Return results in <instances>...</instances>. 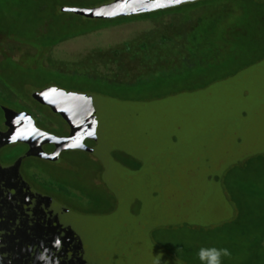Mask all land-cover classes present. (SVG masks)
Returning a JSON list of instances; mask_svg holds the SVG:
<instances>
[{"label": "rangeland", "instance_id": "rangeland-1", "mask_svg": "<svg viewBox=\"0 0 264 264\" xmlns=\"http://www.w3.org/2000/svg\"><path fill=\"white\" fill-rule=\"evenodd\" d=\"M41 1L51 18L43 26L50 37L62 34L54 25L83 13L106 17L176 5L182 14L110 26L54 48L52 65L112 77L106 80L91 81L86 74L80 84L52 74L38 78L30 73L40 67L35 58L20 65H27L25 73L5 71L17 97L2 88L0 94L32 116L0 113V124L10 130L0 134V173L7 169L0 181V211L8 219L2 227L20 223L19 213L6 205L27 198L25 185L35 192L33 202L46 198L77 217L80 244L71 253L64 249L61 261L30 250L22 252L28 259L4 263L200 264L202 247L229 249L222 264L253 257L243 229L233 222L236 201L254 213L264 210V0ZM64 7L76 15L62 12ZM0 12L21 35L29 20L46 18L35 3L0 0ZM29 27L39 31L25 34L28 44L38 46L32 39L43 29ZM199 37L206 45L197 47L214 58L206 64L195 47ZM179 67L147 87L118 91L126 86L117 81L132 83ZM247 217L252 228L256 214L243 213L242 224Z\"/></svg>", "mask_w": 264, "mask_h": 264}, {"label": "trees", "instance_id": "trees-1", "mask_svg": "<svg viewBox=\"0 0 264 264\" xmlns=\"http://www.w3.org/2000/svg\"><path fill=\"white\" fill-rule=\"evenodd\" d=\"M14 0H10V2L12 3ZM25 1V0H24ZM22 0V2H24ZM41 0H37L36 3L38 5H40ZM113 1V0H112ZM111 1V3H112ZM9 2V3H10ZM32 2L31 0H29V3ZM177 6L175 5L172 6L171 8H161V9H157V7L155 8H149V9H145V11L143 10L142 12H139L140 10H136V13L133 12H127V13H118V14H109L106 17L105 16H86L84 13L76 18L73 19H68V17H66L67 19H65V21L62 22L61 25L57 24L54 25L53 29L56 31L61 30L62 34L58 35V37H50L51 39L48 41H45L44 39H38L36 42L38 43L37 49L39 50H45L47 47H51L54 45H57L58 43H60L61 41L79 36V35H84L87 34L89 32H94L106 27H110V26H114V25H118L121 23H127V22H131L134 20H138V19H145V18H155L158 17L159 15L162 14H168V13H175V12H179L181 10H179L178 8H176ZM91 8V7H90ZM62 12L66 13V14H75V10L73 8H62ZM138 12V13H137ZM1 13V12H0ZM44 12H42L43 14ZM76 15V14H75ZM82 18V19H81ZM95 21H101L104 22L102 24H96ZM82 23V24H81ZM85 24V27L83 26ZM29 29L25 30V32H23V34H27L28 32H32L35 31V27L30 29V27H28ZM0 31H5L6 33H10V34H20L18 29H17V24H12V23H7L5 22V19L3 20L2 17H0ZM64 32V33H63ZM199 41L196 42L195 47L197 49H199V47H197V43L199 42L200 44H204L206 45V42H203V38L199 37ZM162 42H166L163 41ZM35 43V42H34ZM204 48V46H203ZM199 49L198 51L201 52V54L203 55L202 57H200V60H204L203 62L206 64L210 61H212V59H214L213 57H208L206 56L204 50ZM199 59V58H197ZM196 65V64H195ZM195 65H191V66H195ZM11 64L9 63H5L1 64L0 67H3L4 70L6 72L9 73H16V72H12L11 70ZM190 65H185V66H181L182 68H188ZM181 67L179 68H174V69H167V70H162L159 73H150L145 77H142L136 81H134L133 83H119L120 85H125L126 87H119L118 91L121 90H125L126 88L130 86L135 87L136 85L139 86H143V87H147L149 83V80L152 81L153 78H157L158 76H160L161 74L165 76H171L173 75L175 72H178L179 69H181ZM4 72V74H2L1 77H3V75L6 74V72ZM11 71V72H10ZM41 71H46L45 69H42ZM48 73L46 74H52L55 78L58 79H64L62 78L63 75H58V73H56V71H47ZM39 74H42V72H39L37 74V77L39 78ZM43 76V74H42ZM51 76V77H53ZM91 81L92 80H98L96 78L93 77H89L87 76ZM25 79H28L26 76H24ZM68 78L70 80L64 79V81H69V82H73L74 84H80L81 81L78 80V78H83L82 75L79 74H73V75H69ZM6 81V79H5ZM101 81V80H100ZM103 82V81H102ZM6 83L9 85V87H11L12 84L8 83L6 81ZM22 83H25V87L26 85L28 86L29 82H26V80H24ZM118 85V84H117ZM24 87V89H25ZM46 87H44L42 90V92L46 91L45 89ZM76 88V87H74ZM27 90H31L30 88H27ZM71 90H76V89H72ZM80 91V90H79ZM40 92V91H39ZM40 95H43L42 93H39ZM29 97H31V94H28ZM32 95L34 96V94L32 93ZM76 97V95H75ZM32 98V97H31ZM36 105H38V103H36ZM22 109V110H21ZM18 112H21V115H31V112L28 111L25 107H20L19 109H15V107H9L6 106L5 104H3L0 100V113H4L6 115H10V117H12V115H16ZM33 125L35 126H39V124L34 121ZM6 127L3 126V124H0V134H6L7 132H9V127H7V125H5ZM44 130V129H43ZM42 130V131H43ZM45 133H47V131H43ZM250 160H248L246 162V164H249ZM244 168L247 169L246 166H244ZM239 167V171L238 173H241L242 169ZM241 169V170H240ZM237 169L234 170V168L232 169V172L230 173L229 177L230 179H228V187L227 188L229 190L230 195L233 194L232 189H231V182H232V178L235 174ZM1 172V170H0ZM4 173H7V169L3 168V174L0 173V181L3 180L5 178ZM237 173V174H238ZM24 185V184H23ZM25 186V185H24ZM22 187L23 190L22 193L27 197L26 199L23 200H18L16 198L15 203L10 200L11 202L14 203V207L10 204V205H6V207L11 206L13 209H15V211L17 213H19L21 220L20 223H13L14 225L11 226V223H8V228L2 227L4 226V223L2 220H8L5 217H3V213L0 211V264H5L3 260H10L14 259L17 260L18 258H24V259H28L29 258V254H23L22 252H28L30 250H32L33 252H37V255L42 257L43 260L46 258H54L53 262L56 261H61V254L63 253V250L65 249L66 252L69 251V253L72 252L74 245L80 244V239L78 237V232L74 233V230H76L78 224V219L76 216H68L65 212L62 206L57 205V204H52L49 200H47L46 198H40L36 203L33 202L32 198L34 196V193L31 189H29V187L25 186ZM4 201L2 200V202H0V210L3 209L4 207ZM237 207H238V216L237 218L234 219V224L239 225L236 228H240L243 229L242 230V235L248 240L249 243V250H253V257H248L247 259L243 260V261H237L235 262V264H264V210H261L257 213H254L252 209H250V207L248 210H245L244 205L242 204V202L239 204V202L236 201ZM244 208V209H243ZM36 213L38 218L32 217L31 214ZM51 213H56V216L51 215ZM243 213L249 214V215H253L256 214V218L254 219V224L253 227L251 228V224L252 221L251 219H249V217H247L246 222H243L244 224L241 223L240 218L242 216ZM54 218V221L51 219ZM37 221V222H36ZM36 222V223H35ZM230 220L227 222H224L223 224L230 225ZM103 225L102 221H100L98 223V227ZM224 226V225H223ZM92 232V231H90ZM89 232V233H90ZM6 233H10V235L7 237ZM74 234L77 235V237H74ZM7 237V238H5ZM95 240V238H94ZM36 247V248H34ZM72 249V250H70ZM75 249V248H74ZM58 252H56V251ZM56 252V253H54ZM65 252V251H64ZM67 254V258L69 257L68 253ZM73 255L76 257L78 256L76 251L74 250ZM51 263V262H50ZM50 263H46V264H50ZM167 264H173L171 262H166ZM45 264V263H44ZM175 264V263H174Z\"/></svg>", "mask_w": 264, "mask_h": 264}, {"label": "flooded vegetation", "instance_id": "flooded-vegetation-1", "mask_svg": "<svg viewBox=\"0 0 264 264\" xmlns=\"http://www.w3.org/2000/svg\"><path fill=\"white\" fill-rule=\"evenodd\" d=\"M6 1L10 2V0H6ZM15 1L17 3L20 2V4H22L24 6H27L29 4V0H25V1L23 0L24 2H22V0H14L13 2H15ZM31 1L32 2H30V3L37 4L36 3L37 0H31ZM41 2L42 1H40V3ZM38 6L40 7V12H44L47 10V4L45 5L43 2ZM43 14H46L45 19L40 18L36 22H35V20H29L26 25H28V27L31 25H35V26H37V28L41 27L44 30V27H43L45 24L44 21L45 22L49 21L51 18L48 17L49 15L46 12ZM168 14H171V13H168ZM173 14L179 15V14H182V12L179 11V12H175ZM163 15H166V14L159 15L158 17H155V18H145V19H138V20H134V21L157 19V18L162 17ZM131 22H133V21H131ZM118 25H120V24H118ZM115 26H117V25H115ZM106 28H109V27H106ZM106 28H103V29H106ZM103 29H100V30H103ZM43 30L41 31L44 33L43 35L35 37L32 39V40H34V42L38 39L43 38L44 36H45V39H44L45 41L49 40V39H46L48 37V35L50 36L49 30L48 29L44 30L46 32H44ZM36 31H39V30L36 29ZM41 32H39V33H41ZM91 33L92 32H89L87 34L79 35V36H76V37H73L70 39L78 38V37L85 36V35H88ZM29 38L30 37L26 36L25 34H23V35L14 34L13 35L10 33H6L5 31H0V65L4 64V62L9 63L12 65V66H10L12 72L17 73L20 70L22 73H25L26 71L24 70V68L27 65L22 66V67L20 65L26 64L24 62L25 59H27V63H28V61H31L32 58H35L41 68L39 67L40 68L39 69L38 65H37V67H35V69L33 71H31L30 73L38 74L39 72H42V74H46V73H48L47 71H56V73L63 75L62 78L67 79V80H70L68 78V76L73 75V74H79L82 76H83V74H86L89 77H93L96 79H102V80L112 78L109 76H103L100 74L90 73L89 71H86V69L84 67H80V66L64 68V67H57V66L52 65V64H54V62H53V50H54V48L58 44L63 43V42H67L70 39L61 41L57 45L47 47L45 50L38 51L36 46L28 44V41L30 40ZM145 47L147 48V44ZM143 48H144V46H143ZM21 68H23V70ZM42 69H45L46 71H41ZM3 71H5L4 68L0 67V88H2L5 91V95H6V94H8L7 91L10 92V88H9V85L5 81V78L1 77L2 74H4ZM160 71H162V70H156L152 73H156V72H160ZM78 80H79V78H78ZM79 81H81V80H79ZM115 81H117V80H115ZM117 82H120V81H117ZM120 83H123V82H120ZM9 95L12 96V98L17 97L16 95H14L11 92ZM0 100L3 104H5L6 106H9L8 104H6L7 100L5 99L4 95L0 94ZM8 100L11 101L10 99H8ZM9 107H11V106H9ZM20 107L27 108L26 106H21V105H20ZM27 110L29 111V108H27Z\"/></svg>", "mask_w": 264, "mask_h": 264}, {"label": "clouds", "instance_id": "clouds-1", "mask_svg": "<svg viewBox=\"0 0 264 264\" xmlns=\"http://www.w3.org/2000/svg\"><path fill=\"white\" fill-rule=\"evenodd\" d=\"M231 252L227 248L202 247L198 252L200 264H222V257H228Z\"/></svg>", "mask_w": 264, "mask_h": 264}, {"label": "snow or ice", "instance_id": "snow-or-ice-1", "mask_svg": "<svg viewBox=\"0 0 264 264\" xmlns=\"http://www.w3.org/2000/svg\"><path fill=\"white\" fill-rule=\"evenodd\" d=\"M174 2L179 3V0H174ZM13 139H15V137H13Z\"/></svg>", "mask_w": 264, "mask_h": 264}, {"label": "water", "instance_id": "water-1", "mask_svg": "<svg viewBox=\"0 0 264 264\" xmlns=\"http://www.w3.org/2000/svg\"><path fill=\"white\" fill-rule=\"evenodd\" d=\"M92 8H89V10H91Z\"/></svg>", "mask_w": 264, "mask_h": 264}]
</instances>
